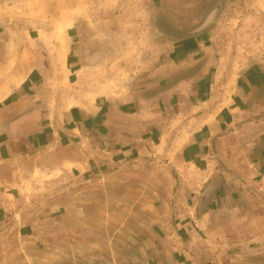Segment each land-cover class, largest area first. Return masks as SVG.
Here are the masks:
<instances>
[{"label":"crops","instance_id":"crops-1","mask_svg":"<svg viewBox=\"0 0 264 264\" xmlns=\"http://www.w3.org/2000/svg\"><path fill=\"white\" fill-rule=\"evenodd\" d=\"M153 1V34L171 46V54L162 55L158 63L131 79L119 95L110 69L124 52L117 42L123 34L111 33L103 25L113 21L115 26L117 18L122 19L97 12L91 14L93 23L75 14L77 24L66 35L68 61L61 71L74 75L83 93L89 83L94 86L90 104L83 102L87 97L82 93L79 97L78 90L74 114L58 116L54 122L59 127H53L49 86L54 68L36 58L32 45L16 46L18 24L15 17H4L3 6L20 0H0V102L15 92V103L0 108V221L9 211L13 213L9 222L15 221L14 212L28 206L23 204L26 197L43 198L51 206L48 199L67 192L62 184L69 171L75 168L82 176L89 167L85 164L89 155L98 162L108 160V167L114 169L123 164L126 171L122 174L107 173L102 178L114 185L121 180L124 189L126 180H150L148 175L153 174L142 172L141 167L139 173H130L132 160L158 167L166 157L178 178V195L184 196L185 190L193 203L198 196L197 223L210 231L229 212L227 176L234 175L229 165H248L264 179V0ZM213 11L201 34L188 36L184 42L173 38L177 27L195 29ZM163 16V20L158 18ZM235 19L238 31L233 33L227 29ZM163 21L170 29L167 34L161 27ZM43 52L51 59L49 48ZM145 64L149 65L147 60ZM88 76L96 82L88 81ZM63 99L55 108L58 112L68 104ZM5 114L9 115L4 118ZM148 149H155L152 158H141ZM7 164L15 167H1ZM184 168L192 176H181ZM201 180L202 185L197 183ZM220 189H224L222 201L213 210L209 205Z\"/></svg>","mask_w":264,"mask_h":264},{"label":"rangeland","instance_id":"rangeland-1","mask_svg":"<svg viewBox=\"0 0 264 264\" xmlns=\"http://www.w3.org/2000/svg\"><path fill=\"white\" fill-rule=\"evenodd\" d=\"M65 2L20 0L15 5L3 6L4 17H15L18 24L16 46L25 49L32 45L36 58L40 62L46 60L54 68L49 86L54 106L53 127H59L54 122L58 116L74 114L77 91L79 97L81 93L87 97L83 102L89 103L94 86L93 82L89 83L83 93L80 86L77 87L75 76L61 71L63 68L65 71L68 61L66 35L77 24L75 14L90 19L92 13L98 12L111 19H122L119 22L117 18L115 26L113 21L103 25L111 33L123 34L117 37V42L124 52L110 69V79L115 76L116 89H119L117 95L126 90L131 79L158 63L162 55L171 54V46L162 44L153 34V0H102L100 4L97 0ZM236 20L227 30L238 31ZM5 21L11 22L10 19ZM160 23L157 22L159 27ZM233 40L235 38L231 37L230 42ZM44 48H49L51 59L45 58L48 54L43 52ZM146 60L149 65L145 64ZM93 78L87 77L88 81L96 82ZM2 81L0 71V87ZM13 94L0 102V108L15 103V92ZM62 99L68 104L59 115L55 108ZM163 148L161 144L159 150ZM154 151L148 149L140 157L150 159ZM241 151L246 152L245 149ZM95 158L94 155L85 157L89 167L84 168L82 176L75 168L69 171L67 182L62 184L67 192L48 199L51 206L43 202V198L26 197L23 204L28 206L24 211L14 212L15 221L9 222L11 211L3 217L0 221V264H230L232 261L264 264V179L250 166H228L234 175L239 174L243 179L227 176V190L231 194L229 212L218 219L216 230L210 231L204 224L197 223L199 216L194 209L198 196L193 203L185 190L184 196L183 193L178 195V178L166 157L160 160L158 167L148 161L144 164V161L132 160L130 173H139L141 167L142 172L153 174L148 175L150 180H126L125 189L121 180H116L115 186L102 178L107 173L122 174L126 171L123 164L114 169L108 167V160L97 159L98 162ZM1 167L12 170L15 165ZM187 172L190 171L184 168L180 174L185 178L192 176L193 172L186 175ZM203 182L197 183L202 185Z\"/></svg>","mask_w":264,"mask_h":264},{"label":"flooded vegetation","instance_id":"flooded-vegetation-1","mask_svg":"<svg viewBox=\"0 0 264 264\" xmlns=\"http://www.w3.org/2000/svg\"><path fill=\"white\" fill-rule=\"evenodd\" d=\"M217 8V6H216ZM215 14V12H211L206 18H204L203 20V24H201L199 27L197 28H193V27H190L188 28L187 26H184V28H180V27H177V30L175 29L172 33H173V38L176 40V41H179V42H184L185 40L189 39L188 36H193L195 37L196 35L198 34H201L203 30H206L207 27L209 26L208 24L210 23L213 15ZM165 16L163 17H158L160 19L164 18ZM163 20V19H162ZM165 32V34H167L168 32H170V29L169 27L166 26L165 22L163 21L162 23V26H161ZM206 28V29H205ZM178 33V34H177ZM180 34V35H179ZM183 34V35H182ZM195 39V38H194ZM216 188V187H215ZM222 194H224V189H220V191H217V194L215 196V199L214 201H212L211 205H209V208L213 209V210H216L217 207L220 206V199H222ZM219 202V203H218ZM219 204V205H218ZM207 206V205H206Z\"/></svg>","mask_w":264,"mask_h":264}]
</instances>
